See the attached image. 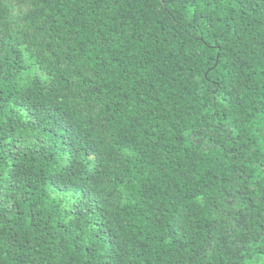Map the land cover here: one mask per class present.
Masks as SVG:
<instances>
[{
	"label": "trees",
	"instance_id": "16d2710c",
	"mask_svg": "<svg viewBox=\"0 0 264 264\" xmlns=\"http://www.w3.org/2000/svg\"><path fill=\"white\" fill-rule=\"evenodd\" d=\"M0 264H264V0H0Z\"/></svg>",
	"mask_w": 264,
	"mask_h": 264
}]
</instances>
